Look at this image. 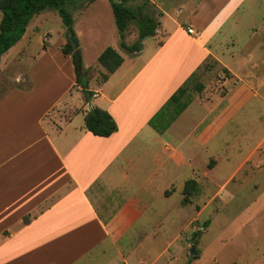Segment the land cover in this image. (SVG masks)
<instances>
[{
  "label": "crops",
  "instance_id": "1",
  "mask_svg": "<svg viewBox=\"0 0 264 264\" xmlns=\"http://www.w3.org/2000/svg\"><path fill=\"white\" fill-rule=\"evenodd\" d=\"M243 1L203 2L190 10L188 22L179 17L185 9L170 13L156 5L161 10L155 16L160 22L157 35L144 39L141 51L134 54L120 49L118 42L116 50L124 62L113 74L99 64L100 76L107 74L108 79L97 81L99 89L90 90L94 95L89 103L76 83L73 57L63 51L67 41L61 51L71 68L64 70L54 63L55 69L46 72L54 85L47 88L48 82L45 87L33 82L30 88L1 93L0 264H101L102 254L110 255L109 264H130L132 251L123 252L118 243L141 221L146 208L143 193L159 191L154 181L164 174L169 161L178 165L188 159L186 152L181 154V145L166 136L193 105L209 106L200 99L194 101L164 132L150 121L209 59L219 58L217 45L229 28L237 31L238 22L231 21ZM98 3H103L101 9ZM206 5L208 13L203 18ZM78 11H72L77 35L79 29H95L101 40L100 28L106 19L116 27L107 0H96ZM130 27L126 37L131 36ZM138 37L137 30L132 39ZM47 41L44 38V48ZM108 44L98 51L97 59ZM244 55L249 71L242 75L223 66L241 78L251 74L248 81L261 92L246 99L237 97V91L218 95L211 102H216L217 111L234 104L236 112L245 101L264 99L263 84L258 83L261 72L251 69L258 58L250 52ZM119 71L123 72L118 75ZM25 78L19 73L14 83ZM93 107L107 111L117 123L112 136H95L86 129L85 116ZM224 125L207 126L200 135L206 140H195L208 141ZM192 162L189 157V167Z\"/></svg>",
  "mask_w": 264,
  "mask_h": 264
},
{
  "label": "rangeland",
  "instance_id": "2",
  "mask_svg": "<svg viewBox=\"0 0 264 264\" xmlns=\"http://www.w3.org/2000/svg\"><path fill=\"white\" fill-rule=\"evenodd\" d=\"M144 1L132 0L129 5L137 7ZM148 1V12L156 17L161 13L156 5L170 13L185 9L179 17L187 22L190 10L203 2L223 3V0ZM107 2L111 5L109 0ZM90 4L91 0H79L69 9L77 13ZM96 7L101 9L103 3ZM204 8L203 18L208 13L207 5ZM1 19L0 13V22ZM233 22H238L237 31L229 28L225 40L217 45L218 61L211 58L204 64L184 97L189 105L200 99L211 109L193 105L166 136L175 145H181L184 149L181 154L184 156L186 152L188 159L178 165L169 161L164 174L154 181L159 191L150 189L146 196L143 193L146 208L141 221L118 243L123 252L132 251L130 264H264V99L245 101L236 112L234 104L217 111L216 102L211 103L218 95L226 96L232 91H237V97L243 99L260 94L261 88L252 87L248 81L251 74L242 78L236 75L249 71L244 55L249 52L258 58V61L253 59L251 69L261 72L260 82L256 76L255 79L263 84L264 93V0H244ZM102 25L101 40L95 36V29H79V34L76 33L89 90H98L97 81L102 80L103 69H98L96 57L98 51L107 43V47L114 49L118 42L120 44L116 27L109 25L107 19ZM137 30V23L133 22L131 36L126 37L127 44L132 46L137 42L132 39ZM84 35L91 38L87 40ZM44 38L48 40L46 48ZM66 41L68 43L66 27L57 11L48 10L34 16L23 38L1 58L0 95L17 87L30 88L33 82L44 87L48 82L47 88L54 85L50 76H46V72L55 69L54 63L64 70L71 68L61 51ZM120 72L123 71L118 75ZM19 73L29 80L25 78L15 84ZM226 79L228 83L224 84ZM208 113L205 122L192 130ZM222 125L212 138L200 143L206 140L200 135L207 126L216 129ZM259 143L262 144L258 146ZM189 157L193 160L190 167ZM188 180H195L198 187L189 202L183 204ZM167 187L169 193L165 194ZM206 222L208 226L204 227ZM109 256L102 254L99 262L109 264Z\"/></svg>",
  "mask_w": 264,
  "mask_h": 264
},
{
  "label": "trees",
  "instance_id": "3",
  "mask_svg": "<svg viewBox=\"0 0 264 264\" xmlns=\"http://www.w3.org/2000/svg\"><path fill=\"white\" fill-rule=\"evenodd\" d=\"M79 0H0V63L2 56L15 46L25 35L27 27L32 18L48 10L57 11L64 26L68 43L63 49L66 55H72L76 83L82 88L85 99L89 102L93 93L89 90V82L85 79L83 65L79 69L74 47L70 41V36H76L74 30V20L70 6H75ZM94 3L96 0H91ZM120 39V48L130 54L139 53L144 39L154 37L160 26L159 20L148 12L149 1L132 7L129 2L132 0H109ZM133 22L137 23L139 37L137 42L128 46L125 41L126 32ZM123 57L113 47L106 48L98 58V63L102 65L110 74L115 73L123 64ZM196 74L178 89L165 106L151 119L150 125L160 132L167 130L170 125L187 109L189 102L184 100L186 91L195 79ZM108 75L102 74V80L107 81ZM202 89L199 88V91ZM85 127L93 135L99 137H110L118 130L117 123L113 117L102 109L93 107L85 116ZM195 180H188L185 184V198L183 204L189 202V197L197 189ZM169 193V192H168ZM209 222L204 224L208 226Z\"/></svg>",
  "mask_w": 264,
  "mask_h": 264
},
{
  "label": "water",
  "instance_id": "4",
  "mask_svg": "<svg viewBox=\"0 0 264 264\" xmlns=\"http://www.w3.org/2000/svg\"><path fill=\"white\" fill-rule=\"evenodd\" d=\"M70 41L74 47V53L76 56V61H77L78 67H79V69H81L82 60H81V53H80V49H79V41H78L76 36H70ZM192 253H194L193 249H192Z\"/></svg>",
  "mask_w": 264,
  "mask_h": 264
},
{
  "label": "built area",
  "instance_id": "5",
  "mask_svg": "<svg viewBox=\"0 0 264 264\" xmlns=\"http://www.w3.org/2000/svg\"><path fill=\"white\" fill-rule=\"evenodd\" d=\"M188 32H189L190 34H193V33H194V31L192 30V28H189Z\"/></svg>",
  "mask_w": 264,
  "mask_h": 264
}]
</instances>
